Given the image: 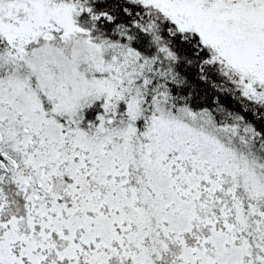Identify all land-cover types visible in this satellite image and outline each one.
<instances>
[{
    "label": "snow or ice",
    "instance_id": "obj_1",
    "mask_svg": "<svg viewBox=\"0 0 264 264\" xmlns=\"http://www.w3.org/2000/svg\"><path fill=\"white\" fill-rule=\"evenodd\" d=\"M0 264H264V0H0Z\"/></svg>",
    "mask_w": 264,
    "mask_h": 264
}]
</instances>
